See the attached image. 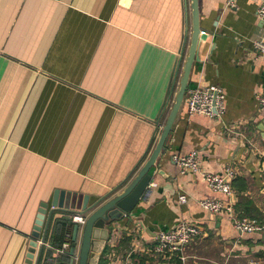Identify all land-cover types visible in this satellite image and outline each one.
I'll return each instance as SVG.
<instances>
[{
	"label": "crops",
	"instance_id": "obj_1",
	"mask_svg": "<svg viewBox=\"0 0 264 264\" xmlns=\"http://www.w3.org/2000/svg\"><path fill=\"white\" fill-rule=\"evenodd\" d=\"M197 1L205 36L188 87H221L225 114L188 116L185 93L150 188L109 223L98 264H264V111L257 101L264 57L252 48L264 40L259 0ZM190 3L0 0V264H26L32 241V264H63L74 213L49 208L55 191L87 196L90 205L121 192L145 163L182 74ZM192 151L211 173L236 171L229 211H204L200 200L227 198L197 175L179 174L173 155ZM44 204L45 227L35 238ZM243 217L256 218L260 230H236L233 219ZM181 221L195 223L199 236L170 257L153 253L158 233ZM65 241L69 249L60 253Z\"/></svg>",
	"mask_w": 264,
	"mask_h": 264
},
{
	"label": "water",
	"instance_id": "obj_2",
	"mask_svg": "<svg viewBox=\"0 0 264 264\" xmlns=\"http://www.w3.org/2000/svg\"><path fill=\"white\" fill-rule=\"evenodd\" d=\"M190 2L192 33L187 56L182 65V74L178 79L173 103L161 128L158 139L145 163L128 181L121 192L112 195L114 191H111L90 205H88L87 196L65 193L64 191H55L53 194L52 201L49 205L50 209L53 208V210H61L85 216V222L82 226L78 224L73 225L71 236L72 246L68 254L70 257L69 264H98L102 252L105 249L106 241L109 239V223L119 219L125 213L130 212L137 205L152 179L157 160L164 153L172 125L181 107L185 93L189 88L190 69L196 58L198 44L205 36V34L200 32L198 24V1L190 0ZM180 65L181 58L178 63L176 77ZM173 89L174 84L169 93L168 102L172 96ZM157 173L163 175L160 170H157ZM227 182L231 183V180H227ZM230 198L234 201L233 194ZM47 208L48 205L44 204L39 209L38 221H36V226L32 233L35 238L40 237V232L44 230L45 225H43V221L47 214ZM30 245L31 249L25 261L26 264H32L36 242L32 241Z\"/></svg>",
	"mask_w": 264,
	"mask_h": 264
},
{
	"label": "built area",
	"instance_id": "obj_3",
	"mask_svg": "<svg viewBox=\"0 0 264 264\" xmlns=\"http://www.w3.org/2000/svg\"><path fill=\"white\" fill-rule=\"evenodd\" d=\"M234 2L235 0H228V5L232 6ZM256 16L264 24V0H259ZM252 48L258 57H264V40H254ZM186 94L185 104L188 116L202 115L210 119H222L224 116L226 111L225 94L221 87L217 85H209L207 87L194 86L188 88ZM257 101L259 109L264 111V91L259 95ZM260 157L264 159V151L260 153ZM172 161L177 166L179 174L191 173L197 175L211 191L222 194L227 198V202L218 199L200 200L199 205L204 211L215 215L230 210L232 188L227 180H232L236 176L234 169L227 168L222 175L211 173L204 168L196 151L184 155H173ZM149 188L147 186L145 192ZM178 200L185 202L186 196L180 195ZM71 221L82 226L85 222V216L74 214ZM233 226L241 233H253L260 230L258 220L252 217L233 219ZM199 234L200 229L195 223L181 221L169 230L158 233L152 251L161 257H170L173 253L181 251L188 246ZM68 249L69 242L65 241L62 243L59 252L67 253Z\"/></svg>",
	"mask_w": 264,
	"mask_h": 264
},
{
	"label": "trees",
	"instance_id": "obj_4",
	"mask_svg": "<svg viewBox=\"0 0 264 264\" xmlns=\"http://www.w3.org/2000/svg\"><path fill=\"white\" fill-rule=\"evenodd\" d=\"M61 225H68V224H71V221L70 220H62L60 221ZM258 256L259 257H264V251L258 253ZM69 257L67 255H62V257L60 259H58L59 262L63 263V264H68L69 263Z\"/></svg>",
	"mask_w": 264,
	"mask_h": 264
}]
</instances>
